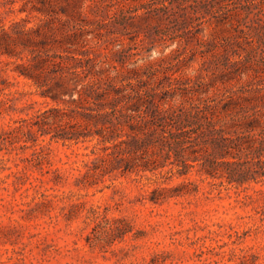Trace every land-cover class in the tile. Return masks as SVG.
<instances>
[{
  "label": "trees",
  "instance_id": "1",
  "mask_svg": "<svg viewBox=\"0 0 264 264\" xmlns=\"http://www.w3.org/2000/svg\"><path fill=\"white\" fill-rule=\"evenodd\" d=\"M20 1L19 11L36 13L41 23L28 27L23 19L6 26L0 12V57L10 58L0 66V97L12 84L11 70L57 104L9 124L1 143L37 146L44 135L75 143L96 139L82 153L77 184L156 176L162 180L146 196L155 203L198 192L199 184L189 178L194 168L212 187L264 183V0L0 5L7 12ZM152 18L175 26L178 46L149 59L155 44L147 45V30L140 35ZM117 33L134 34L115 50L103 38ZM168 34L164 29L154 41L168 47ZM198 59L200 66L190 71ZM10 101L0 99V112ZM33 150L35 159L46 157L45 145ZM176 175L188 180L162 185ZM260 213L264 219V205Z\"/></svg>",
  "mask_w": 264,
  "mask_h": 264
},
{
  "label": "rangeland",
  "instance_id": "2",
  "mask_svg": "<svg viewBox=\"0 0 264 264\" xmlns=\"http://www.w3.org/2000/svg\"><path fill=\"white\" fill-rule=\"evenodd\" d=\"M20 6L21 1L5 12L0 5L3 24L41 23L36 13L21 12ZM144 24L140 37L147 30V45L155 44L149 59L177 48L174 25L154 18ZM164 29L170 32L168 47L154 41ZM130 35L117 33L103 41L116 50L130 42ZM2 60L10 58L0 57V66H7ZM192 64L190 71L200 59ZM8 77L12 84L0 99L12 101L1 108L0 135L9 124L57 104L41 96L30 79L15 77L11 70ZM96 141L64 142L44 135L37 146L30 141L23 147L24 141L5 145L0 137V264H264V183L212 187L194 168L189 178L200 190L159 203L146 198L162 180L156 182V176L119 175L79 186L82 153ZM39 145L46 148L41 160L33 156ZM187 180L176 175L162 185Z\"/></svg>",
  "mask_w": 264,
  "mask_h": 264
}]
</instances>
